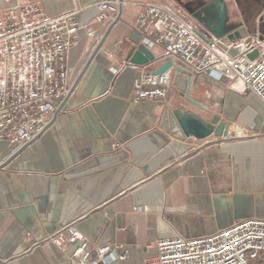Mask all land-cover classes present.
Returning <instances> with one entry per match:
<instances>
[{
	"label": "crops",
	"instance_id": "0c3cea01",
	"mask_svg": "<svg viewBox=\"0 0 264 264\" xmlns=\"http://www.w3.org/2000/svg\"><path fill=\"white\" fill-rule=\"evenodd\" d=\"M99 0H0V9L36 3L49 15L75 11L79 38L67 55L71 94L32 141L14 150L0 140V264H67L69 252L45 240L74 224L88 247L120 244L133 264L154 242L206 235L240 218L264 219V106L239 84L191 77L183 98L132 102L138 70L123 60L143 37L131 24L146 3L181 8L201 28L222 13L225 36L264 47V0H124L121 19L94 20ZM234 37V36H233ZM154 70L164 60L151 50ZM174 74V72H173ZM183 106L225 122L227 137L177 139L159 127L166 107ZM241 128L246 135H238ZM142 206L143 211L133 210Z\"/></svg>",
	"mask_w": 264,
	"mask_h": 264
},
{
	"label": "built area",
	"instance_id": "2783aa9c",
	"mask_svg": "<svg viewBox=\"0 0 264 264\" xmlns=\"http://www.w3.org/2000/svg\"><path fill=\"white\" fill-rule=\"evenodd\" d=\"M124 4V0H99L94 20L121 19ZM131 26L147 48L158 47L161 59L173 63L154 73L147 64L123 60L138 70L132 102L166 97L176 65L190 78L194 74L215 80L226 77L264 106V47L259 49L257 38L216 36L204 24L200 28L188 22L181 8L164 3L144 4ZM80 28L72 10L52 16L36 3L0 9V140L14 150L35 139L71 94L67 55ZM238 135L246 133L239 128ZM45 240L69 252L67 264H111L124 261L129 253L120 244L88 247L74 224L48 233ZM154 247V254L133 264H264V219L240 218L206 235L160 238Z\"/></svg>",
	"mask_w": 264,
	"mask_h": 264
},
{
	"label": "water",
	"instance_id": "95a60500",
	"mask_svg": "<svg viewBox=\"0 0 264 264\" xmlns=\"http://www.w3.org/2000/svg\"><path fill=\"white\" fill-rule=\"evenodd\" d=\"M203 24L214 35L224 36V39L233 38V36L239 37L237 31L225 36L222 13L215 22L206 20ZM127 60L135 65H146L155 60V55L144 43H140L136 48L130 51ZM172 65L173 63L170 59L165 60L159 67L155 68L153 72L162 73ZM173 82L182 92L185 100L195 105H201L189 96L191 78L184 69L176 65H174ZM159 127L162 128L164 132L177 139H185L187 137L204 139L209 136L222 138L228 135L226 124L222 120L214 118L208 121L194 111H186L183 106H178L176 108L166 107L162 112Z\"/></svg>",
	"mask_w": 264,
	"mask_h": 264
}]
</instances>
